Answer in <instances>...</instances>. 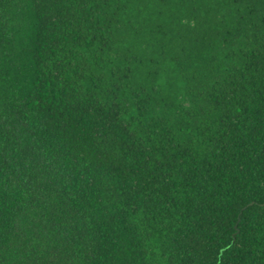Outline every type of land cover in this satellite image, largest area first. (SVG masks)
Segmentation results:
<instances>
[{"label": "trees", "instance_id": "1", "mask_svg": "<svg viewBox=\"0 0 264 264\" xmlns=\"http://www.w3.org/2000/svg\"><path fill=\"white\" fill-rule=\"evenodd\" d=\"M0 264H264V0H0Z\"/></svg>", "mask_w": 264, "mask_h": 264}, {"label": "water", "instance_id": "2", "mask_svg": "<svg viewBox=\"0 0 264 264\" xmlns=\"http://www.w3.org/2000/svg\"><path fill=\"white\" fill-rule=\"evenodd\" d=\"M252 202H250L249 204H251Z\"/></svg>", "mask_w": 264, "mask_h": 264}]
</instances>
